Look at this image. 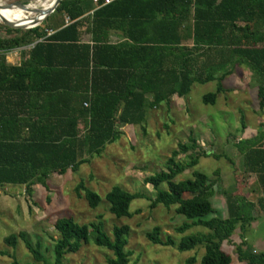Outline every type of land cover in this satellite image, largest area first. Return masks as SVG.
Here are the masks:
<instances>
[{
    "label": "trees",
    "instance_id": "trees-1",
    "mask_svg": "<svg viewBox=\"0 0 264 264\" xmlns=\"http://www.w3.org/2000/svg\"><path fill=\"white\" fill-rule=\"evenodd\" d=\"M261 6L264 10V0H111L105 4L102 0H60L51 13L63 15L60 25H51L49 15L42 25L27 29L0 25L5 34H0V187L22 185L30 196L32 185H44L50 173L75 172L119 138V126L139 125L144 132L146 112L169 103L172 95L183 98L194 82H215L214 91L200 97L203 104H214L217 94L227 90L222 81L230 72L226 68L230 63L223 57L225 27L236 28L239 9L245 12L241 18L251 21ZM64 18L68 21L65 24ZM83 21L88 24L90 42L79 41ZM48 29L53 31L47 34ZM110 30L120 31L122 40L108 42ZM18 48L25 57L18 64L7 63L5 54ZM243 50L250 56V79L256 84L255 96L262 111L264 74H257L252 57H264V49ZM31 93L40 100L55 94L56 99L76 97L75 103H22ZM232 145L244 171L254 175L259 196L253 202L221 190L225 217L209 216L214 212L210 198L218 178L209 179L191 170L189 177L176 179L197 162L191 154L184 163L176 159L179 153L199 149L192 136L171 149L162 169L142 179L153 190V197L148 198L150 207L174 206V212L184 217L174 227L177 233L193 226L206 230L182 234L177 241L169 235L160 238L158 226L145 232L150 242L174 245L178 251L203 247L199 259L190 255L182 264H230L221 242L228 239L236 224L245 232L255 219V205L264 209V129ZM74 191L90 208L103 198L115 218L129 217L130 202L145 197L118 185H112L101 197L83 179ZM97 217L88 223H79L71 216L55 218L56 237L49 247L31 242L24 231L9 233L3 242L13 247L20 240L40 264H64L66 254L90 240L111 251L107 264H127L130 252L124 246L128 226L114 225L109 236ZM240 238L237 258L248 264H264V252ZM12 263L21 264L14 258Z\"/></svg>",
    "mask_w": 264,
    "mask_h": 264
},
{
    "label": "rangeland",
    "instance_id": "rangeland-1",
    "mask_svg": "<svg viewBox=\"0 0 264 264\" xmlns=\"http://www.w3.org/2000/svg\"><path fill=\"white\" fill-rule=\"evenodd\" d=\"M0 1L31 5L30 2L34 0ZM51 13L48 17V21L54 20L51 24L62 23L63 15ZM39 16L34 14L25 19L30 21ZM0 34L5 35L2 31ZM231 79V76H226L222 86L231 84L234 87L230 83ZM214 89V81L192 83L183 98L172 95L169 103H161L146 112L144 132L139 125L119 126V138L107 143L99 155L80 164L75 172L66 170L62 174L50 173L44 185H32L30 196L26 195L22 185L0 187V264H13L12 258L21 264H40L34 261L20 240L17 239L14 246L10 247L3 242V238L9 233L24 231L31 242L39 241L49 247L56 237L53 222L60 216H71L79 223H88L100 216L103 229L109 236L114 225H127L129 230L124 246L130 252L127 264H182L190 255L199 259L203 252L201 245L187 251H178L174 245L155 244L146 238L145 232L153 226H158L160 238L169 235L174 241L182 234L206 230L193 226L183 233H177L174 227L184 217L174 212V206L166 208L158 204L150 207L148 198L153 197V190L142 179L162 169L171 149L178 142H185L188 136H192L199 149L179 153L176 159L184 163L190 159L191 154L196 155L197 162L177 175L176 179L189 177L191 170L200 171L209 179L218 178L215 192L210 198L214 212L209 216H226L221 190L243 195L255 202L259 189L254 175L244 171L241 157L232 145L240 138L253 136L256 130L264 126V119L256 103L254 85L244 84V92L239 88L225 90L217 94L214 104H203L201 95ZM241 124L244 125L243 129L240 128ZM215 170L218 171L217 175L213 174ZM80 179L101 197L112 185H118L128 192L142 193L145 197L130 202L129 217L115 218L108 212L103 198L96 207L90 208L86 200L76 194L74 187ZM253 214L255 219L246 227L245 232L241 233L236 224L228 239L220 244V248L230 256V264H248L237 258L236 248L240 237L254 250L264 252V209L255 205ZM45 253L49 255V250ZM110 256V250L89 240L81 244L76 252L66 254L64 264H107L106 258Z\"/></svg>",
    "mask_w": 264,
    "mask_h": 264
},
{
    "label": "crops",
    "instance_id": "crops-1",
    "mask_svg": "<svg viewBox=\"0 0 264 264\" xmlns=\"http://www.w3.org/2000/svg\"><path fill=\"white\" fill-rule=\"evenodd\" d=\"M201 9L202 6L200 7ZM241 8V7H240ZM262 6L260 9H256L254 13V17L251 21H246L241 18V16H245L244 9H239L240 18L235 22V27H225V30L222 34V40L226 44L224 47L223 57L225 60L229 61V65L226 67L230 72L227 77H232L230 83L233 84L234 87L230 85H226L224 87L228 91L231 89L239 88L242 92L244 84L250 85L251 83V71L248 68L250 63V56H247L248 53H245L243 49H264V14H263ZM90 11L86 14L88 15ZM65 19V18H64ZM52 20L51 22H53ZM51 22H49L51 24ZM66 22L64 21V24ZM53 25V24H51ZM60 25L59 23L55 26ZM87 22L83 21L82 25L79 28V41L80 42H90V34L87 32ZM51 31H53L51 29ZM122 40V34L118 30H110L108 35V42L116 43ZM19 49V48H18ZM19 51V52H17ZM238 51L237 53H235ZM25 56L19 50H11L5 54V61L9 64H18L21 59ZM254 61L255 68L258 69L257 74H264V57L262 56H254L252 57ZM33 82H36V79H33ZM68 82V81H67ZM241 84V85H238ZM254 85V89L256 90V84ZM34 93V92H33ZM33 93L27 94L24 97L22 103H75V95H71V97L59 98L56 99V94L51 95L48 99L40 100L33 97ZM65 100V101H64ZM257 103V100H256ZM262 110V109H261ZM261 117L264 119V113L261 111ZM78 126L80 127L81 125Z\"/></svg>",
    "mask_w": 264,
    "mask_h": 264
},
{
    "label": "bare ground",
    "instance_id": "bare-ground-1",
    "mask_svg": "<svg viewBox=\"0 0 264 264\" xmlns=\"http://www.w3.org/2000/svg\"><path fill=\"white\" fill-rule=\"evenodd\" d=\"M52 0H34L33 2H30L26 4V9L22 8L21 10L17 9L15 5L6 6L4 5V2L0 1V19L4 18L6 20L29 25L31 23V20L28 21L25 19L26 16L37 14L33 11V9H37L39 7L46 8L51 4ZM41 15L38 17L40 18Z\"/></svg>",
    "mask_w": 264,
    "mask_h": 264
},
{
    "label": "water",
    "instance_id": "water-1",
    "mask_svg": "<svg viewBox=\"0 0 264 264\" xmlns=\"http://www.w3.org/2000/svg\"><path fill=\"white\" fill-rule=\"evenodd\" d=\"M60 0H52L51 4L46 7V8H42V7H39L37 9H33V11L39 15H41L40 18L38 17H33L32 20H31V23L29 25H24V24H19V23H15V22H12V21H9V20H6L4 18H1L0 19V24L1 25H4V26H7V27H11V28H18V29H27V28H30V27H33V26H36V25H39L41 23V21L46 17L48 16L51 12L54 11L55 7L57 6V4L59 3ZM26 4L27 3H20V2H13V3H4V5L6 6H10V5H15V6H18V7H21V8H24L26 9ZM262 111L264 113V108H262ZM264 128V126H263Z\"/></svg>",
    "mask_w": 264,
    "mask_h": 264
},
{
    "label": "built area",
    "instance_id": "built-area-1",
    "mask_svg": "<svg viewBox=\"0 0 264 264\" xmlns=\"http://www.w3.org/2000/svg\"><path fill=\"white\" fill-rule=\"evenodd\" d=\"M92 1L93 2H96L97 0H92ZM109 1H111V0H102V4L108 3ZM64 21L67 23L68 22L67 21V18H65ZM46 33L47 34H50L51 33V30L50 29L46 30Z\"/></svg>",
    "mask_w": 264,
    "mask_h": 264
}]
</instances>
